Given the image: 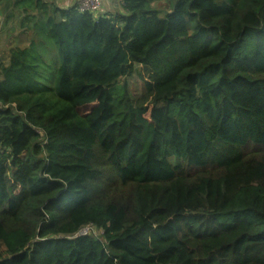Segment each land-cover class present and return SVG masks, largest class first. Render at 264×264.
Instances as JSON below:
<instances>
[{
	"label": "trees",
	"instance_id": "obj_1",
	"mask_svg": "<svg viewBox=\"0 0 264 264\" xmlns=\"http://www.w3.org/2000/svg\"><path fill=\"white\" fill-rule=\"evenodd\" d=\"M0 6V264H264V0Z\"/></svg>",
	"mask_w": 264,
	"mask_h": 264
},
{
	"label": "rangeland",
	"instance_id": "obj_2",
	"mask_svg": "<svg viewBox=\"0 0 264 264\" xmlns=\"http://www.w3.org/2000/svg\"><path fill=\"white\" fill-rule=\"evenodd\" d=\"M157 3H155L156 5ZM4 15H1V20H0V46H3L6 41H9L11 38V35L13 34V31L16 30V28L18 29V21L20 16L17 15L15 13V16L11 19L8 20L7 23H3V19ZM4 53H2L4 55V57L6 58V52L3 51ZM119 83L125 84L127 89L129 90L130 94L134 97L137 98L139 97L143 92H144V84L142 83V81L137 77L136 74L127 76V77H123L119 80ZM89 109V106H86L82 109H80V112H84L86 110ZM170 161L172 163H176L177 158L172 157L170 158Z\"/></svg>",
	"mask_w": 264,
	"mask_h": 264
},
{
	"label": "built area",
	"instance_id": "obj_3",
	"mask_svg": "<svg viewBox=\"0 0 264 264\" xmlns=\"http://www.w3.org/2000/svg\"><path fill=\"white\" fill-rule=\"evenodd\" d=\"M76 6L80 12H88L98 16L101 12V0H77ZM103 232L101 228L96 227L93 223H88L78 229L73 236L93 234L97 237Z\"/></svg>",
	"mask_w": 264,
	"mask_h": 264
},
{
	"label": "crops",
	"instance_id": "obj_4",
	"mask_svg": "<svg viewBox=\"0 0 264 264\" xmlns=\"http://www.w3.org/2000/svg\"><path fill=\"white\" fill-rule=\"evenodd\" d=\"M54 1L57 5L66 7L69 5L76 4L77 0H50ZM121 9V0H101V12L100 14L114 12ZM4 15L3 8L0 6V20L1 15ZM4 18V17H2Z\"/></svg>",
	"mask_w": 264,
	"mask_h": 264
}]
</instances>
